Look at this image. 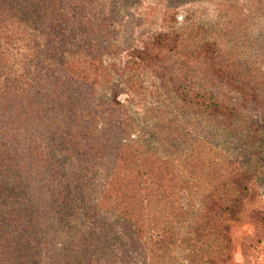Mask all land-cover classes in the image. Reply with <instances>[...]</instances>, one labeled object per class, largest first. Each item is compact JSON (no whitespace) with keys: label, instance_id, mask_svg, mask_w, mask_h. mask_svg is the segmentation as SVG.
Wrapping results in <instances>:
<instances>
[{"label":"trees","instance_id":"16d2710c","mask_svg":"<svg viewBox=\"0 0 264 264\" xmlns=\"http://www.w3.org/2000/svg\"><path fill=\"white\" fill-rule=\"evenodd\" d=\"M194 2L0 0V264H259L264 0Z\"/></svg>","mask_w":264,"mask_h":264},{"label":"rangeland","instance_id":"374dc122","mask_svg":"<svg viewBox=\"0 0 264 264\" xmlns=\"http://www.w3.org/2000/svg\"><path fill=\"white\" fill-rule=\"evenodd\" d=\"M223 1V0H196V2L191 4H185L183 6H180L177 10V19L176 22L170 27H172L174 30H179L180 27L183 26L185 23V17L187 13L190 10H193L196 12V23L199 25H202L207 30H216V26L219 23V12L218 8L216 6V2ZM144 7L147 6V3L143 4ZM130 16L125 14H120V16L117 19L118 27L116 29V32H120L124 30V28L121 27V25H128V22L130 21ZM152 27L142 25L141 27L134 28L131 30L130 34L128 35L130 37L129 41V47H134L136 49H142V47L148 43L151 42L153 37L156 36L159 33L165 32L169 29V27L165 26V28L160 27L158 22H155ZM263 32V29L261 30L260 27H258L255 31V36L258 37V35H261ZM264 35V34H263ZM128 62V57L125 55L124 51L120 53L116 58L113 60H110V63L113 65V67H123ZM114 71V70H113ZM152 80H148V82H151ZM154 95V94H153ZM155 96V95H154ZM126 98L125 94L120 95L119 99L120 101L124 102V99ZM148 103L150 105H153L155 103H158L157 100H154L152 95L149 96L147 99ZM254 112L257 116L256 120L259 122L261 127L264 131V113ZM259 190L262 195H264V179L259 180ZM240 230H244V228H239ZM240 233V232H239ZM239 248V246H237ZM235 248L237 250L238 248ZM253 254H247L246 257L239 255L238 253L234 255L233 257V264H256L254 263L252 259ZM258 262L259 264H264V253H261L258 256Z\"/></svg>","mask_w":264,"mask_h":264}]
</instances>
